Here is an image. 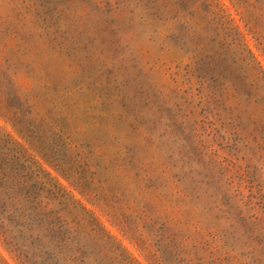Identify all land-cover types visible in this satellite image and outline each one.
I'll return each mask as SVG.
<instances>
[{"label": "rangeland", "instance_id": "rangeland-1", "mask_svg": "<svg viewBox=\"0 0 264 264\" xmlns=\"http://www.w3.org/2000/svg\"><path fill=\"white\" fill-rule=\"evenodd\" d=\"M0 151V264H264V0H0Z\"/></svg>", "mask_w": 264, "mask_h": 264}, {"label": "trees", "instance_id": "trees-1", "mask_svg": "<svg viewBox=\"0 0 264 264\" xmlns=\"http://www.w3.org/2000/svg\"><path fill=\"white\" fill-rule=\"evenodd\" d=\"M114 80L116 81L117 79H114ZM10 94L11 96L17 99L16 95H14V91H11ZM23 105L24 104L20 101L19 106L14 107L15 109L13 110L14 117L18 119L17 123H20V124L24 122V120L30 117V112L27 111L26 109H25L26 110L25 112H22L24 111ZM30 122L34 123L35 120L34 119L30 120ZM31 132L33 131L31 130ZM21 178H22V175H17L15 170L8 169L7 159L4 156V154L1 153L0 151V214L7 213V215L11 216L12 219H14L16 215L14 214V212L8 213L9 206L12 203V200L13 199L15 200V196L17 195V193L21 192L23 188L26 186L23 180H21ZM2 234L4 237H6L5 235L6 233L3 232ZM48 244H52V246L56 248L55 254L58 257L62 258V264H68L66 263V260H69V262H73L76 256H80L78 249H74L73 251L68 250L67 249L68 244L63 240L54 241V243L50 242ZM70 245L71 244H69V246ZM43 246H46V245L44 244ZM57 249H59L60 251H58Z\"/></svg>", "mask_w": 264, "mask_h": 264}]
</instances>
